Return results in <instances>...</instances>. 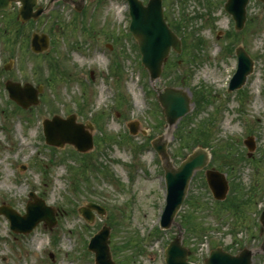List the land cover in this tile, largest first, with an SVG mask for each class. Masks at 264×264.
<instances>
[{
	"label": "rangeland",
	"instance_id": "374dc122",
	"mask_svg": "<svg viewBox=\"0 0 264 264\" xmlns=\"http://www.w3.org/2000/svg\"><path fill=\"white\" fill-rule=\"evenodd\" d=\"M224 2L162 0L182 48L170 52L154 82L140 64L123 0H90L80 15L55 0L37 21L23 25L16 21V5L0 12V205L24 212L33 192L55 218L51 228L40 222L22 234L12 232L0 215V264H92L86 243L102 225L110 228L116 264H164V248L178 234L191 261L221 246L232 254L248 248L252 264H264V226L258 221L264 210V3L249 0L244 26L235 31ZM46 29L53 31V47L35 54L30 36ZM237 46L254 68L240 90L227 92ZM6 80L42 85L38 104L24 110L10 101ZM164 86L188 91L192 102L167 134L173 164L203 139L207 167L224 174L228 191L214 208L204 169L196 172L186 196L190 201L169 229L155 231L165 200L163 169L150 140L167 133L156 99ZM54 114H74L92 136L93 148L44 149L40 122ZM130 121L137 122L134 135L127 133ZM247 136L255 142L249 155ZM87 202L105 208L103 215L94 211L90 223L78 212Z\"/></svg>",
	"mask_w": 264,
	"mask_h": 264
},
{
	"label": "water",
	"instance_id": "95a60500",
	"mask_svg": "<svg viewBox=\"0 0 264 264\" xmlns=\"http://www.w3.org/2000/svg\"><path fill=\"white\" fill-rule=\"evenodd\" d=\"M12 0H0V9H6ZM130 3V30L138 42L141 52V60L148 69L151 79H156L161 73L163 62L166 60L170 46L174 50H180L179 38L169 29L163 20L161 0H149L144 6L139 0H128ZM22 6L19 9V18L22 22L29 18H37L43 11L41 8L32 10L36 0H20ZM247 0H227L226 8L233 14L237 29L243 26L245 20V4ZM32 50L40 52L47 47L45 36L33 35ZM239 57L242 63L239 66L238 74L233 80L232 87L239 86L246 73L251 68V62L242 49H238ZM6 87L10 95L22 107L26 108L30 104L37 103V90L31 85L25 84L20 87L18 83L7 82ZM231 87V88H232ZM158 100L163 107L167 123L172 126L174 122L182 116L189 108V98L180 89L165 87L162 93H159ZM74 116L70 115L67 119L53 116L51 120H46V136L50 144L62 146L64 143L73 144L78 150H87L91 147L90 136L81 131V125L73 122ZM134 130L136 125L132 124ZM166 140L157 139L154 142L155 148L161 154L164 161L165 176L168 187L167 204L164 210L162 224H169L171 217L181 203L187 183L193 170L205 164L206 155L201 151L189 156L178 167L170 165L168 155L165 152ZM249 149L253 148L251 140L245 142ZM207 181L215 197L222 199L227 191V184L224 177L216 172H207ZM88 207L98 206L88 204ZM81 207L80 211L86 218L90 219L89 208ZM0 213L5 214L11 222V228L15 231L27 232L39 222L44 220L49 225L52 224V209L42 201L27 204L26 213L18 215L8 207H0ZM264 224V214L262 216ZM109 229L103 227L95 234L89 244V249L95 253V259L98 264H114L111 260L108 249ZM188 250L183 245L180 237H176L167 248V264H190L186 261ZM251 252L243 250L237 255H230L216 248L204 262V264H250Z\"/></svg>",
	"mask_w": 264,
	"mask_h": 264
}]
</instances>
